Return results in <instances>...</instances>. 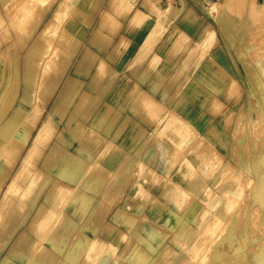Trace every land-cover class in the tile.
Wrapping results in <instances>:
<instances>
[{
    "label": "rangeland",
    "instance_id": "374dc122",
    "mask_svg": "<svg viewBox=\"0 0 264 264\" xmlns=\"http://www.w3.org/2000/svg\"><path fill=\"white\" fill-rule=\"evenodd\" d=\"M107 1L100 0L93 21L79 32L81 46L69 62L60 55L74 42L67 23L78 16L68 8V0H0V92L14 89L5 76V69L12 66L18 72L15 97L10 91L13 112L32 110L23 101L26 85L27 101L33 102L36 96L46 106L43 122L64 81L77 78L64 103L66 111L51 121L63 136L58 141L63 153L53 168L50 154L45 166V148L40 159L39 154L31 159L32 170L39 167L51 178L40 189L29 222L40 208L51 215L40 231L44 239L35 238L32 230L29 235L43 241L55 261L36 260L31 253L10 256L6 251L13 248L14 234L9 242L2 236L6 240L0 241V247L7 246L0 253V264L4 259L11 264H231L235 244L241 245L235 240L245 228L252 237L257 232L256 256L261 258L264 206L257 201L259 164L246 155L254 142L264 143V0H126L130 12L145 13L143 22L129 25V12L120 18V30L113 39L92 43V35L101 32L102 24L97 26ZM172 6L181 10L163 40L151 42L142 65L130 68L159 11ZM209 25L208 34L214 40L208 42L201 33ZM190 29L194 34L187 33ZM85 47L94 55L76 72ZM109 66L116 75H110ZM222 69L238 84L230 81L222 89ZM23 73L28 76L26 84ZM45 78V86L35 90ZM137 86L149 97L136 93L130 99ZM5 121L6 115L0 118V131L8 125ZM30 127L28 119L25 132ZM89 130L96 131V138L88 135ZM0 142L4 149L7 140L0 137ZM7 165L10 177H2L0 204L16 171H8ZM110 190L114 194L110 208L101 210V201L109 202Z\"/></svg>",
    "mask_w": 264,
    "mask_h": 264
},
{
    "label": "crops",
    "instance_id": "0c3cea01",
    "mask_svg": "<svg viewBox=\"0 0 264 264\" xmlns=\"http://www.w3.org/2000/svg\"><path fill=\"white\" fill-rule=\"evenodd\" d=\"M101 2L100 0H91L90 2L88 0H75V7L73 9L74 11H77L78 17L76 20H73V18H70L67 23V30H68L67 32L72 36V38L74 39V42L71 44L70 47L64 49L63 53L60 55V56L66 57V59L69 62L73 60L76 52L79 50L81 46V41L78 35L79 32L82 29H86L91 24V22L93 21V14L94 12H98L101 6ZM127 5L128 4L126 0L107 1V4L105 5V7L101 9L99 22L97 26L98 28L99 25L102 24L101 32L98 31L92 35V38H91L92 43H96V42L98 43L99 38H101V40H103L105 37L107 38L110 37L113 39L114 36L118 34L120 30V25H121L120 18H122L123 16H126L130 12V7ZM149 6H152V4L150 3ZM180 10H181L180 8L172 6L169 9H162L159 11V17L157 21L155 22L153 28L149 32L142 48L138 52L134 61H132V63L129 65L130 68L135 69L137 67H140V65H142L143 60L147 57L148 53L151 51L149 50L150 49L149 46H151L150 43L152 42V44L154 45V43H158L159 41L163 40V36H165L164 34L167 30L168 25H170L172 20L177 17V14ZM144 18H145V13L141 11L140 9H136L135 11L130 12V17H129L130 24L129 25L136 26L139 23H142ZM108 24H109L110 29L109 31H106ZM190 28H193V27H190ZM187 33L189 35H192L194 34V30L190 29ZM205 33H206V30L201 33V36H204L205 37L204 39L208 40L209 42V39L211 36ZM122 38L117 43L115 47V51L119 50L120 48L119 45L123 41ZM92 55H94L92 50L89 47H85L76 65V68H75L76 72H80V70L82 71L88 65L89 59L92 57ZM109 68H111V70L109 69L110 75H116L117 71L111 66H109ZM5 72H6L5 76H6L7 82L14 84V89H15V83H17L18 81L17 70L16 69L13 70V67L10 66V68L7 67L5 69ZM222 72L225 75V76L223 75L225 78L222 79L223 80V85L221 86L222 89L230 81H232L231 83L238 84L235 77H233L232 74L226 73V71L223 69H222ZM23 77H24V83H25L27 81L26 77L28 76L26 73H23ZM31 77L34 79L33 74L31 75ZM76 80H77L76 77L70 76L68 79L64 81V83L61 86V90L58 96L56 97L54 104L51 107L50 112L48 113L46 119L43 122H42V116L46 111V106L44 103L40 102V99L37 98L36 96H34L33 102L27 101V86L26 85L24 88L23 101L25 102V104L32 107V110L29 112H26L23 109L13 112L15 100L10 101L11 100L10 95H12L10 91L11 90L14 91V97H15L17 90H14L12 88H7L5 89V91H1L2 94H0V96H1L2 103L0 105V115H1L0 118L6 115L5 122L11 123L13 121L15 123L17 127L13 130L14 135L20 132L17 140L18 142L21 141V146L18 144L17 146L21 147L22 149L20 150L19 155L16 158V160L14 162L10 160L9 162H11L10 163L11 165H9V167L7 166L8 171L12 170L11 172H14V170H16L14 172L12 179L21 169L23 170L25 169V167L27 169L28 168L27 165H29V169H31L29 170V173H31L30 175H32L33 177L37 175H39L40 177H47L48 176L47 173H45L39 167H36L34 170H32L33 162L31 159L35 157V154H39V159H40L41 154L43 152L42 150H44V148L47 150V152L44 155V157L46 158L45 166H47L48 154H50L51 155L50 160H53V163L51 166L52 168L54 167L58 158L63 153L62 146L58 144V141H61L63 136L59 133H56V128H53V124L51 121H53V118H55L56 120L57 116H59L60 114L66 111L64 108L65 106L64 103L67 100L70 93L73 91V88L76 85L75 84ZM39 81H42V80H32L31 82H39ZM45 83H46V78L43 84L39 86H35V90L37 88L42 87V85L45 86ZM30 93H34V92H30ZM136 93L142 94V98L149 97L146 94V91L141 89L140 86H137L131 93L130 99L135 98ZM81 108H82V105L77 107L78 113H80ZM224 108L226 109V105H224ZM20 119L21 121H19ZM28 119L30 120L31 131L25 132L24 126H26ZM39 124L41 126H39L38 132L34 135V132L37 129ZM19 126H21V129L23 130H20ZM87 133L92 138H96L95 136L97 134L96 131L92 132V130H89ZM13 134L10 133L8 135V139H7V142L5 143V146L7 145V143L9 142V139H11ZM53 140H56V142H53L51 145H49L50 141H53ZM124 165L125 164L123 162L121 166L119 167L118 169L119 175H121L122 171H124V168H125ZM9 177L10 176H7V178ZM8 188L9 187H7L6 190H8ZM2 193L3 192H1L0 194L2 195ZM6 193H8V191L5 192V194ZM110 193H111V190L109 191V194ZM103 197H105V195ZM112 199H114L113 193H111V195L108 197L109 202H105V200L101 201L100 209L107 210V207L111 205ZM29 218H28V221H29ZM31 220L29 223H31ZM16 237H18V234ZM6 252L8 254V251ZM34 259H37L36 255L34 256Z\"/></svg>",
    "mask_w": 264,
    "mask_h": 264
},
{
    "label": "bare ground",
    "instance_id": "6f19581e",
    "mask_svg": "<svg viewBox=\"0 0 264 264\" xmlns=\"http://www.w3.org/2000/svg\"><path fill=\"white\" fill-rule=\"evenodd\" d=\"M69 1V6L68 8L71 10L73 9V0H68ZM69 13V10L67 12L66 15H68ZM210 26V25H209ZM210 27H208L206 29V33L205 34H208L209 32H211L212 30H208L210 29ZM209 31V32H208ZM214 36V35H213ZM239 39V38H238ZM214 40V38L211 36L209 41H212ZM240 40V39H239ZM216 43V42H215ZM256 58V57H254ZM259 59V58H258ZM257 59V61H258ZM261 60H262V56H261ZM249 61V60H248ZM254 61H256L254 59ZM247 62V61H246ZM263 62V61H262ZM251 63V62H250ZM0 94H2V92H0ZM16 128V125L15 123L12 121L11 123H8V125L6 127H4L3 130L0 131V137H2L4 140H7L8 139V135L10 134L11 130H14ZM19 134L20 132H18L16 135L13 134V136L11 137V139H9V142L7 143V145L5 146V148L3 149V144L0 142V193L2 191V186L4 185L3 183V179L2 177L3 176H7L8 172L5 170V166L7 165L9 167V165H11L9 163L10 159H16L19 155V152L20 150L22 149L21 147L17 146L18 144V140L17 138L19 137ZM258 142L260 141H257V142H254L253 144V149H251L250 151H248L246 157L248 158H251L254 161H258V164H259V168L257 169L256 171V188L258 189V192H259V196L257 198V201L259 202V204L261 206H264V143H261L259 144ZM181 143V142H180ZM179 144V143H178ZM19 145V144H18ZM178 146V145H177ZM3 150H2V149ZM244 149V148H243ZM245 161V160H244ZM14 162V161H13ZM213 164V163H212ZM211 164V167L213 168V165ZM215 166V164H214ZM27 169L25 167V169H21L16 175L15 177L13 178V181L12 183L9 185V188H8V193L6 194L7 196L5 197V199L1 202L0 204V241H5L6 239L4 238L2 240V236H5L7 238V241L9 242L12 238V236L15 234H18V237H16L15 239H13V248H10L8 251V254L10 256H15V255H18V254H21L20 256L21 257H24L25 254L27 253H31V255L34 256L36 255V258L39 259H42L43 261L45 260H52L55 261V258L53 256V254H50L48 253L47 249H45L41 242L43 241H39V239H31L30 235H29V231L32 230V234L34 232L35 238H38V235L40 236V231H42V228L46 227L47 226V220L49 219V216L51 215V213H45L43 211L42 208H40L37 213L33 216V219L31 220V223H29L28 221V218L30 216V214L33 212V209H34V206L37 204L38 202V195H39V192H40V189L42 187H44V185H46V183H48V180L51 178L50 175H48L47 177H40L39 175L37 176H32L30 175L31 173H29V165H27ZM209 169L210 166H209ZM10 171V170H9ZM208 171V169L206 170ZM210 173V172H209ZM230 174H233L232 171ZM229 175V174H228ZM225 177V175H224ZM223 177L222 180L225 181V178ZM231 177V176H230ZM201 178V177H199ZM238 178V176H237ZM243 178V177H242ZM227 179V177H226ZM202 180V178H201ZM233 180V179H232ZM239 180V178H238ZM241 180V178H240ZM3 183V185H2ZM239 183V182H237ZM237 183L235 182V185L237 186ZM245 184V183H244ZM254 184V183H253ZM61 185V184H60ZM59 185V186H60ZM223 185V184H222ZM173 186V185H171ZM206 185H204L203 187L205 188ZM242 186V185H241ZM61 187V186H60ZM221 187V186H220ZM219 187V188H220ZM246 187V185H245ZM251 187V185H250ZM64 188L67 190H69L68 192L70 193V189L68 187H66L64 185ZM63 189V192L62 194H64L65 192V189ZM247 188V187H246ZM249 188V187H248ZM60 189V188H58ZM203 189V188H202ZM243 188L241 187V190ZM20 190V193H18ZM49 190V189H48ZM177 192V188L175 190ZM174 191V192H175ZM179 191V190H178ZM244 191V189H243ZM246 191V190H245ZM236 192V191H234ZM241 192V191H240ZM248 192V191H247ZM247 192L245 194H247ZM67 194V195H70V194ZM237 193V192H236ZM174 194V193H173ZM176 194V193H175ZM179 194V193H178ZM182 194H187V193H184L182 192ZM228 194V193H227ZM244 194V193H243ZM61 195V193H60ZM66 195V194H65ZM189 195V194H188ZM211 195L213 196V192H211ZM240 195V194H239ZM71 196V195H70ZM68 196V197H70ZM174 196V195H173ZM212 196H210L212 198ZM242 196V194H241ZM253 196V195H252ZM51 197V196H50ZM64 197V196H63ZM171 197V196H170ZM182 197V196H180ZM179 197V199H180ZM237 197V196H236ZM58 198V197H57ZM62 198V197H61ZM172 198V197H171ZM183 198V197H182ZM187 199H189L190 197H187ZM238 198V197H237ZM246 198V197H245ZM52 199V197H51ZM60 199V198H59ZM69 199V198H68ZM66 199V200H68ZM197 199V198H196ZM230 199V198H229ZM211 200V199H210ZM236 200V199H235ZM241 200V199H240ZM245 200V199H243ZM242 200V201H243ZM62 201H64L62 199ZM170 201V200H169ZM176 202V199L174 200ZM180 201V200H178ZM177 201V202H178ZM183 201H186V199H184ZM188 201V200H187ZM186 201V202H187ZM227 201H228V196H227ZM226 201V202H227ZM231 200H229V202H231ZM182 203V201H181ZM199 203V201H198ZM232 203V202H231ZM234 203V201H233ZM241 203V201H240ZM247 203V202H245ZM62 204V202H61ZM64 204V203H63ZM175 204V203H174ZM184 206L186 203H183ZM182 204V205H183ZM202 204V203H200ZM215 204V203H213ZM60 205V204H59ZM234 204H232L231 206H233ZM245 205V204H244ZM24 206V207H23ZM203 206V205H202ZM217 206V205H216ZM215 206V207H216ZM183 207V206H182ZM205 207V206H204ZM209 207H211V204L209 205ZM235 207V206H234ZM247 207V206H246ZM257 207V206H256ZM27 208V210H26ZM49 208V207H48ZM177 208V207H176ZM184 208V207H183ZM231 208V207H230ZM63 209V208H62ZM206 209V207H205ZM245 209V208H244ZM182 210V209H180ZM233 209H231L232 211ZM31 211V212H29ZM58 211V210H57ZM183 211V210H182ZM204 211V210H203ZM228 211V210H227ZM230 211V210H229ZM46 212H49L46 210ZM59 212V211H58ZM206 212V210H205ZM250 212V211H249ZM252 212V211H251ZM30 213V214H29ZM53 213V212H52ZM212 213V212H211ZM231 212H229L230 214ZM246 213V212H245ZM60 214L57 213V215ZM244 214V213H243ZM242 214V215H243ZM229 216V215H228ZM60 217H63V215H61ZM243 217V216H242ZM56 218V217H55ZM197 218V217H196ZM216 219V218H215ZM218 220V219H217ZM216 220V221H217ZM55 222V220H53ZM62 221V219H61ZM216 221H213V222H216ZM57 222V221H56ZM222 222V221H221ZM61 223V222H60ZM218 223V222H217ZM239 223V222H238ZM242 223V221H241ZM253 223V222H252ZM54 223H52L51 225H53ZM191 225V224H190ZM194 225V224H193ZM213 225V224H212ZM222 225V224H221ZM240 225V224H239ZM253 225V224H252ZM23 226H26L25 230H21L23 228ZM28 226V227H27ZM56 225L54 224L53 225V229ZM59 226V225H58ZM196 227V226H195ZM240 229H241V226H239ZM238 227V228H239ZM34 228V229H33ZM56 228V227H55ZM217 228V227H216ZM221 228L218 227V230ZM208 229V228H207ZM212 229V227H211ZM264 229V227H263ZM262 229V231H263ZM197 230V228H196ZM215 230V229H214ZM249 230L248 228H245L244 230H242L241 232L238 233V236L236 238V242L237 241H240L241 242V245H237L235 244V247H234V253L232 254L231 256V264H264V254L261 256V258H263V261H261V258H258L256 256L257 252V246H256V242H255V235L256 233L253 235L252 237V233H249ZM20 231V232H19ZM44 231V229H43ZM49 231V230H48ZM217 231V230H216ZM56 232V231H55ZM209 232V231H208ZM215 232V231H214ZM219 232V231H218ZM47 233V232H46ZM260 233V231H259ZM31 234V235H32ZM33 234V235H34ZM42 234V233H41ZM215 234V233H214ZM32 235V236H33ZM260 235V234H259ZM263 235V233H262ZM43 236V234H42ZM40 236V237H42ZM39 237V238H40ZM52 237V236H51ZM208 237V236H207ZM43 238V237H42ZM44 238H45V235H44ZM43 238V239H44ZM50 238V237H49ZM214 238V237H213ZM235 238V237H234ZM232 238V239H234ZM42 239V240H43ZM56 239V238H54ZM74 239V238H73ZM147 239V238H145ZM255 239V240H254ZM59 240V239H58ZM198 240V239H197ZM149 241V240H148ZM147 241V242H148ZM214 241V240H213ZM40 242V243H39ZM80 243H83L85 242L84 240H79ZM96 242V241H94ZM202 242V241H201ZM49 243V242H48ZM91 243V242H90ZM166 243V242H165ZM164 243V244H165ZM197 243V242H196ZM195 243V245H196ZM212 243V241H211ZM263 244H261L262 248H263V252H264V241L262 242ZM8 244V243H7ZM44 244V243H43ZM150 244V243H149ZM193 245V246H195ZM202 245V244H201ZM7 245H4V246H1L0 247V253L5 249ZM45 246V245H44ZM90 246V245H89ZM198 246H200V244H198ZM92 247V245H91ZM91 247L89 248V250L91 249ZM155 247V246H154ZM197 246H195V249H196ZM213 247V246H212ZM225 247V246H224ZM201 248V247H200ZM198 249V248H197ZM206 249V248H205ZM89 250L87 252H89ZM92 250V249H91ZM155 250V249H154ZM192 250V249H191ZM204 249L202 248V251ZM208 249H206L207 251ZM50 251V250H49ZM96 251V250H95ZM144 251V250H143ZM159 251V250H158ZM166 251V250H165ZM194 251V250H193ZM85 252V253H87ZM152 252V251H151ZM155 252V251H154ZM204 252V251H203ZM226 252V251H225ZM51 253V252H50ZM96 253V252H95ZM184 253V252H182ZM191 253V251H190ZM151 254V253H150ZM30 255V256H31ZM101 255V254H100ZM152 255V254H151ZM200 255V254H199ZM202 255V254H201ZM85 256L84 259H86V255H83ZM193 256V255H191ZM189 256V257H191ZM197 256V255H196ZM259 256V255H258ZM94 257V255H93ZM100 257V256H99ZM98 257V258H99ZM169 256H167L166 258H168ZM195 257V256H194ZM201 256H199L200 258ZM204 257V256H203ZM30 259V257H28ZM123 258V257H122ZM192 258V257H191ZM89 259V257L87 258V260ZM197 259V258H196ZM37 260V259H36ZM57 260V259H56ZM105 260V258H104ZM103 260V261H104ZM168 260V259H166ZM194 260V259H193ZM81 261V259H80ZM95 261L97 262V258L95 259ZM199 261V260H198ZM85 262V261H84ZM90 262V260H89ZM105 262V261H104ZM111 262V261H110ZM167 262V261H166ZM119 263V261H118ZM117 263V264H118ZM193 263V262H192ZM195 263V261H194ZM197 263V262H196ZM195 263V264H196ZM204 263V262H203ZM2 264H11V262L8 260V259H4L3 263ZM82 264V262L80 263ZM95 264V262H94ZM101 264V263H100ZM105 264V263H104ZM200 264H202V262H200Z\"/></svg>",
    "mask_w": 264,
    "mask_h": 264
}]
</instances>
